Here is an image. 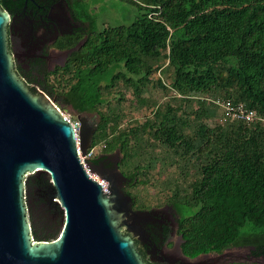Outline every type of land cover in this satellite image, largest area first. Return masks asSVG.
Masks as SVG:
<instances>
[{
    "label": "trees",
    "instance_id": "1",
    "mask_svg": "<svg viewBox=\"0 0 264 264\" xmlns=\"http://www.w3.org/2000/svg\"><path fill=\"white\" fill-rule=\"evenodd\" d=\"M17 1L24 5V0H0V9ZM121 2L133 13L130 22L101 30L92 25L94 14L75 10L88 28L84 45L54 73L44 71L38 83L46 89L49 77L60 73L58 86L61 81L69 87L61 92L64 101L74 96L75 111L99 115L91 146L104 141L107 152L118 149L124 161L132 156L131 134L137 137L128 128L108 140L107 126L116 124L118 115L113 109L99 110L102 90L122 79L138 95L154 67L165 60L172 69L168 85L184 100L207 96L254 111L258 119L250 124L222 120V114L219 124L211 126L207 121L218 107L198 100L187 112L166 103L165 111H156L155 121L144 129L174 155L199 159L196 177L182 193L175 188L169 201L178 215L182 253L193 258L236 247L247 248L249 257H264V0ZM50 87L48 94L59 96ZM28 88L36 94L35 87ZM183 111L195 123L183 121ZM97 157L96 152L91 161ZM138 171L136 166L124 174L136 180ZM52 194L47 173L24 177L34 241H52L61 230L64 214Z\"/></svg>",
    "mask_w": 264,
    "mask_h": 264
},
{
    "label": "water",
    "instance_id": "2",
    "mask_svg": "<svg viewBox=\"0 0 264 264\" xmlns=\"http://www.w3.org/2000/svg\"><path fill=\"white\" fill-rule=\"evenodd\" d=\"M8 19L0 9V264H144L122 229L141 230L147 213L132 210L117 164L101 173L92 162H81L97 123L77 116L75 133L54 100L32 93L15 74ZM36 172L49 175L52 200L64 214L52 241L31 236L24 177Z\"/></svg>",
    "mask_w": 264,
    "mask_h": 264
},
{
    "label": "rangeland",
    "instance_id": "3",
    "mask_svg": "<svg viewBox=\"0 0 264 264\" xmlns=\"http://www.w3.org/2000/svg\"><path fill=\"white\" fill-rule=\"evenodd\" d=\"M67 5H70L68 0H64ZM63 1V2H64ZM62 3L61 1L57 2ZM72 9L84 10L95 15L94 27L97 29L106 28L108 26H115L119 24H128L132 11L127 4L121 0H73ZM71 9V7H70ZM127 16V19L125 18ZM85 27L86 23L84 22ZM88 30V28H87ZM71 58V57H69ZM168 60L161 62L160 65L154 67L153 72L149 76L148 82L140 88V93L136 95L133 92L132 85L124 84L122 79L115 81L114 84L108 85L103 92V104L99 107L102 112H109L113 109V113L118 115L116 124L111 121L107 126L109 133L108 140L117 135L118 132L131 128L134 135L131 134L129 151L132 153L128 159L123 160V156L118 149H113L111 155L119 152L118 158L120 160V172L130 174L137 166L139 171L137 178L126 191L134 198L135 207L142 210L150 208H159L169 205L170 198L173 195L175 188L182 190L187 188L188 184L196 177L197 167L200 166L199 159L194 158H180L167 150L165 145L153 138L152 135H147L148 128L144 129L146 123L155 121L154 113L156 111L164 112L166 103L172 106L181 105L183 110L188 112L189 108L197 106L199 98H190L184 100L180 95L173 91L168 85L172 69L167 66ZM60 74V73H59ZM58 73L49 77L46 89L40 83V75L30 74L26 80L28 87H35L36 94L42 93L44 97L49 98L50 101H55V104L72 122H78V117L86 118L88 121L96 122L97 126L100 122L99 115L96 112L78 113L73 108L75 103L74 96L68 95L69 102L64 101L61 92L68 90V86L60 81L58 86ZM26 77V76H25ZM69 75H64L68 78ZM108 84V83H107ZM58 95H49L47 90L52 89ZM205 99H212L210 97H203L199 101H203L208 106ZM218 110V109H217ZM111 112V111H110ZM213 118L207 123L211 126L219 124L222 111L218 110L213 114ZM183 121H187L192 125L195 119L192 114L183 111L181 114ZM97 130V129H96ZM189 131V130H188ZM96 152L100 156L107 152L105 142L97 143ZM231 253L235 254L234 259L226 260L219 264H264V257H249V250L247 248L231 249Z\"/></svg>",
    "mask_w": 264,
    "mask_h": 264
},
{
    "label": "flooded vegetation",
    "instance_id": "4",
    "mask_svg": "<svg viewBox=\"0 0 264 264\" xmlns=\"http://www.w3.org/2000/svg\"><path fill=\"white\" fill-rule=\"evenodd\" d=\"M59 1L62 3L58 4ZM63 1L24 0V5L17 1L16 4L1 9L9 15L5 32L13 71L26 85L25 79L30 74L41 75L44 71L54 73L57 67H63L86 41L88 30L84 22L77 19L71 6ZM61 44L63 48H60ZM91 121L86 119L84 122L88 124ZM110 154L105 152L98 155L97 159L90 160L95 170L106 173L115 164L120 169L119 152ZM122 174L127 179L123 184V191L131 196L126 189L134 183V179ZM131 198L132 210L145 212L147 215L141 221V230L135 228L131 232L123 228L122 231L132 239L144 264H219L235 258V254L230 251L237 249L236 247L193 258L184 255L181 250V235L178 234V215L172 205L142 210L135 207V200L132 196Z\"/></svg>",
    "mask_w": 264,
    "mask_h": 264
},
{
    "label": "built area",
    "instance_id": "5",
    "mask_svg": "<svg viewBox=\"0 0 264 264\" xmlns=\"http://www.w3.org/2000/svg\"><path fill=\"white\" fill-rule=\"evenodd\" d=\"M202 98H200L201 100ZM207 101V104L214 105L218 107L219 110L222 111L223 117H225L222 120L226 119H232V120H244L246 123L250 124L253 122L256 118L258 119L256 113L254 111L245 110L242 104L239 105H232V103L229 100H220V99H205ZM64 119L69 121L75 130V133H77V130L80 126V123L78 122H72L66 115H64ZM261 120V119H259ZM264 121V120H261ZM77 145H78V139H76ZM98 145L91 146L88 150L86 155L81 156L80 153V160L85 165L87 164L96 154V148ZM95 179L99 180L95 175L93 176ZM100 181V180H99ZM103 184V182H101ZM104 185V184H103Z\"/></svg>",
    "mask_w": 264,
    "mask_h": 264
}]
</instances>
